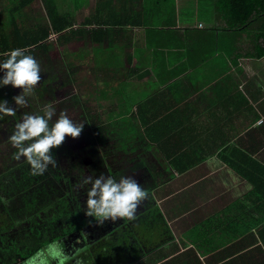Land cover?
I'll return each mask as SVG.
<instances>
[{
    "label": "crops",
    "instance_id": "crops-1",
    "mask_svg": "<svg viewBox=\"0 0 264 264\" xmlns=\"http://www.w3.org/2000/svg\"><path fill=\"white\" fill-rule=\"evenodd\" d=\"M49 1L43 18L69 13L81 30L56 44L59 81L43 82V107L53 103L83 132L53 149L56 167L33 176L8 138L24 114H39L35 92L21 115L0 120V208L16 209L25 226L36 214L33 226L62 228L42 204L57 172L80 192L81 172L132 176L149 198L135 220L112 222L110 241L132 248L113 249L110 264H264V56L246 55L245 35L235 41L240 57L213 51L221 26L211 7L199 19L197 0ZM13 219L0 211V223Z\"/></svg>",
    "mask_w": 264,
    "mask_h": 264
},
{
    "label": "trees",
    "instance_id": "trees-1",
    "mask_svg": "<svg viewBox=\"0 0 264 264\" xmlns=\"http://www.w3.org/2000/svg\"><path fill=\"white\" fill-rule=\"evenodd\" d=\"M34 1L36 0L1 1L0 62L6 59V53H9L11 50L16 48L26 49L27 54L34 56L39 62L40 67H43L47 73L45 78H41L39 84H43L45 80H55V82H58L59 78H52V71L56 70V62L52 59L57 49L56 44L62 42L63 47L65 41H71L81 28L76 29L74 27L75 23L72 14H60L53 9H50L51 15L47 19L42 18L41 20V18H35L33 24H26L25 26L21 15L27 16V14L23 12V9ZM210 7L213 8V14L221 26L218 35L211 33L214 46L213 51L220 50L226 55L233 54L236 58L240 57L241 54L238 52L236 42L241 35H245V39L248 41L251 50L246 55L256 58L264 56V0H197V13L202 11L198 15L199 19L207 22L208 18L204 15V12ZM52 34H56V39L50 38ZM224 38L228 40V44L224 43ZM71 64L69 62L68 67L70 72H73ZM2 76L3 72L0 71V78ZM70 76L74 79V75L69 74L66 75L64 80L67 90L70 87L71 89L73 88ZM39 84L34 90L36 95L33 105L39 114H42L43 96ZM62 86V80L60 79V87ZM15 93L18 92L11 85L0 86V99L6 100L11 107L14 104L12 98ZM19 112L15 116L23 113ZM10 118L11 116L5 117L3 120ZM100 133L99 135H101ZM81 173L79 176L81 177L79 178L81 181L85 176L91 174L90 172H85L86 175L83 176L84 172ZM91 176L95 178L99 175L92 174ZM70 180L68 173L57 172L53 176L50 190L47 194L48 199H50L42 201V204L45 205L43 209L47 207L51 209L52 207L53 210L48 211L54 212L63 219L64 227L62 228L59 227L57 220H54L49 225L40 224V227L38 225L33 226L39 220L36 214H34L36 218H34L33 222L25 226L20 223V215L16 209L10 210L4 204L1 205V215L14 218L13 222L17 223H0V264H23V261L36 250L54 240L63 242L66 246V251L70 255L73 253V248L67 246L73 245L75 249H79L80 254L76 259L82 261V264H110V259L113 262L115 261L113 249L120 248L127 251L132 248L130 244L129 246L127 245L128 241L124 239V242L110 241L112 222L106 221L102 226H96L94 221L92 224H89V221L92 219L84 215L86 191L72 190L70 183H66V181ZM85 186L87 190L89 185ZM38 201L40 202L41 200ZM78 217L82 218L84 223L80 224ZM121 223H125V221L118 220L114 223L117 229L121 228ZM115 232L119 231L116 230ZM61 234H65V236L61 238ZM35 235H41L44 238L37 240L34 238ZM26 238H34L35 240L25 241ZM115 258L119 260L117 256ZM70 264H75V260L70 261Z\"/></svg>",
    "mask_w": 264,
    "mask_h": 264
},
{
    "label": "clouds",
    "instance_id": "clouds-1",
    "mask_svg": "<svg viewBox=\"0 0 264 264\" xmlns=\"http://www.w3.org/2000/svg\"><path fill=\"white\" fill-rule=\"evenodd\" d=\"M0 71L3 72L0 86L11 85L21 89L20 94L12 98L15 107L9 106L7 101H0V120H3L15 116L17 108L27 105L26 97L34 93L41 80V69L39 62L27 54L26 49L16 48L6 53V59L0 62ZM41 111L42 114H24L8 138L16 150L13 159L19 161L23 158L33 176L42 175L50 165L56 167L58 163L53 149L60 147L68 137L78 138L84 127L83 123H74L63 111L57 116L53 103L46 104ZM54 116L56 119L52 122ZM85 185L89 187L84 215L91 217L89 224L94 221L96 226H102L106 221L135 220L138 208L149 198L148 191L132 176H121L117 180L104 174L95 178L89 175L80 182L81 187ZM67 247L73 248L71 255L63 242H48L23 264H70L73 260L75 264H82L76 259L80 250L73 245Z\"/></svg>",
    "mask_w": 264,
    "mask_h": 264
},
{
    "label": "rangeland",
    "instance_id": "rangeland-1",
    "mask_svg": "<svg viewBox=\"0 0 264 264\" xmlns=\"http://www.w3.org/2000/svg\"><path fill=\"white\" fill-rule=\"evenodd\" d=\"M7 2V0H5ZM54 1V4L55 6H60V0H53ZM43 4H45V7L46 9L44 8ZM52 6L53 5V2L52 1H49V0H36L34 1L33 3H31L29 6H27L26 8L23 9V12H25L27 14V16L25 15H21V18H22V21H23V24L26 26V24H33L34 21H35V18H38L42 20V18L44 17L43 15H41L42 13H47L48 12V9H47V6ZM30 12V10H32ZM47 10V11H46ZM29 19H28V18ZM74 19V17H73ZM44 20V19H43ZM78 26V25H77ZM51 37H55V35H52ZM55 39V38H54ZM41 69V77L43 76L42 75V72H43V67H40ZM41 86V89L43 88V84L40 83L39 84ZM18 90L21 92V89L18 88ZM66 183H68V181H66Z\"/></svg>",
    "mask_w": 264,
    "mask_h": 264
},
{
    "label": "built area",
    "instance_id": "built-area-1",
    "mask_svg": "<svg viewBox=\"0 0 264 264\" xmlns=\"http://www.w3.org/2000/svg\"><path fill=\"white\" fill-rule=\"evenodd\" d=\"M52 35H55V37H51ZM52 35H50V38H51V39H52V38H53V39H54V38L56 39V34H52ZM261 121H262V120H259V122H261Z\"/></svg>",
    "mask_w": 264,
    "mask_h": 264
}]
</instances>
